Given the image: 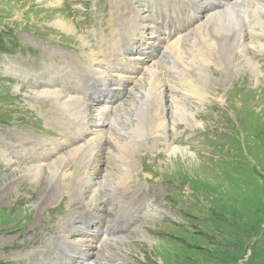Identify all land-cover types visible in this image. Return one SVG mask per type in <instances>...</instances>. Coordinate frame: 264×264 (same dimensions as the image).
<instances>
[{
    "label": "rangeland",
    "instance_id": "1",
    "mask_svg": "<svg viewBox=\"0 0 264 264\" xmlns=\"http://www.w3.org/2000/svg\"><path fill=\"white\" fill-rule=\"evenodd\" d=\"M122 1H128L129 6L132 2L106 0L109 6L113 2L109 13L115 14V5L119 7L124 3ZM143 1L133 0L134 8L140 12V17L133 21L138 22V27L142 26L141 15L150 12L152 7L157 11L153 2ZM91 3L92 0H0V51L5 50L3 55L0 54V161L4 163H0V264H37L33 261L38 264H81L90 260H99L97 264H264V47L253 49L250 55L262 73L258 81L248 72L247 65L226 73L209 63L204 67V73L199 72L197 68L208 58L209 50L210 54L214 53L207 42H199L192 55L186 56V65L197 66L190 74L193 78L189 77L184 83L195 94L194 100L187 99L182 106L186 105V110L195 115V129L191 128L192 123L179 122L173 123L174 128L170 129L168 121L172 124L177 96L174 91L167 90L162 99L153 90L140 95L143 100L137 104L141 113L138 119L133 120L134 113H130L132 117L124 126L117 125V130L123 126L121 135L111 132L112 138L120 143L119 149L123 148L119 151L108 144L112 150L107 147L108 152L105 151L107 156L112 151L124 155L128 162L123 172L129 173L130 177L129 185L123 191L125 195L117 196L111 205H89L91 195L82 191L76 175L70 187H64L67 190L58 187L55 180L46 182L44 175L31 171V175L21 172L19 177L23 178H14L15 169H45L46 166H38L41 163L36 160L29 164L7 165L9 146L20 150L17 156L20 162L21 158L27 157V151L35 141L58 140L61 135L57 132L66 130L63 122H55L53 118L55 111L50 107L53 97L35 95L55 89L57 80L56 83L51 80L52 88H34L28 83L34 80L29 69L39 73L55 66L54 71H59L63 68L60 62L65 61L77 70L78 64L70 59L77 60L78 52L93 47L92 40L86 37L89 24L85 23ZM256 12L257 17L264 15L261 11ZM110 19L116 20V16L110 17L107 12L104 23ZM259 19L261 21L262 17ZM63 20L75 28L76 35L60 31L55 23ZM116 27L115 21L114 29ZM255 30L261 32V22ZM96 40L97 45L105 41L100 36ZM141 41L144 46H152L146 53L149 57L162 44H153L146 35ZM261 45L264 46V41ZM132 49L128 47L125 54L130 55ZM32 50L43 58V62L47 60L44 66L43 62H39L40 66L30 57ZM80 57V64L84 62L83 57L88 59L86 54ZM147 59L145 55H137L135 69L130 63L124 74L142 78L139 67ZM239 61L245 65L242 57ZM8 66L19 69L16 77L9 73ZM116 66L121 67L120 64ZM104 68L101 66V71L104 72ZM206 82H217L216 87H208ZM15 85L21 88L16 94L8 87ZM125 86L119 89L109 85L111 92L102 97L99 92L95 95L97 103H91V106H102L106 102L114 107L131 106L132 95L127 93ZM179 95L183 97V94ZM189 112L181 116L191 119ZM87 120L93 122L96 118L90 113ZM130 122L137 126L132 127L133 131L127 137L124 133H128ZM156 126L159 127L153 134L151 131ZM173 148L185 149L192 156L171 162L169 153ZM66 151L59 150L56 157ZM106 163L107 159L99 158L96 170L87 173L85 181L94 183L106 179L108 170L109 173L120 171V163L115 164L116 169ZM66 172L73 174L74 167L67 168ZM124 180L126 184L128 179ZM116 203L126 204L124 213L142 206L134 215V221L118 236L126 239L123 244L117 240L101 246L105 222L114 218L116 210H121L118 206L113 207ZM127 205L136 206L128 208ZM100 219L102 224L99 225ZM67 222L72 228L60 233L58 228L63 223L67 226ZM139 233H144V238ZM88 235H93L94 240L89 242ZM112 235L107 237L116 240V235ZM113 243L118 245H114V249ZM100 246L104 251L98 250ZM44 251L41 259L40 253ZM103 252L107 260L98 258L97 254L104 255ZM28 259L33 261L28 263Z\"/></svg>",
    "mask_w": 264,
    "mask_h": 264
},
{
    "label": "bare ground",
    "instance_id": "2",
    "mask_svg": "<svg viewBox=\"0 0 264 264\" xmlns=\"http://www.w3.org/2000/svg\"><path fill=\"white\" fill-rule=\"evenodd\" d=\"M148 1L153 2L155 4L157 11H155V9L152 7L150 12H146L145 15H141L140 21L142 22V26L140 27H138L137 25L138 22H133L140 17V12L134 8L132 2L130 6L128 5V1H122L124 3L119 4V7L115 5L117 27L116 29H114V21L110 22L105 27L103 26L100 30L101 34L99 36L102 38V40L105 41H103L101 45H97V40L93 39L91 41L93 46L92 49L86 48L88 49V52L86 49H82V51H84V53L88 56V59L83 57L84 62H81L82 65L79 63L80 69H82V73L79 79L77 81H73L70 80L71 77L67 79L63 77L65 78V81L67 83H72V85L62 86L56 84L55 89L53 90H43L42 94H35L36 97L40 98L47 97L49 99L50 97H53L50 100V107H52L53 111H55V114H53V118L55 122H63V125L66 126V130H59L57 132L59 133V135H61L59 141L50 143H46L44 141H32L31 143L34 142V144L30 147V149L33 150V154L30 156V158H37L35 160H38L39 163H41L38 166H46V168L43 169L39 167H32L33 169H15L13 170L15 173L14 178H23L19 177L21 172H23V174L25 175H31V173L33 172V174L44 175L46 182L50 183L51 181L55 180L58 187L62 186L63 189H65L70 187L71 182L74 178L73 176L76 175L77 180L80 182L82 191L85 194L90 193L91 195V198L88 201L89 205H99L100 207L105 206V204L111 205L112 202L117 198V196L122 197L125 195L123 194V191L124 189H126L127 185H129L130 177L129 173H125V171L123 172V168L127 167L128 162L125 159L124 155L121 153H113V151H109L110 155L107 156L105 151L108 152V149L110 148L108 147V144H111L112 146H115V148L119 149L120 143H117L115 141L116 139L114 138V140L112 138V134L116 133L117 136L121 135L120 128L125 125L126 121H129V118L131 119L132 116L130 117V113H134L133 120L138 119V116L141 113L138 112L139 110L137 104L141 100H143L142 98H140L141 94L145 95L146 93L153 90L155 94L160 96V98L162 99L164 94H167V90L174 91L177 96L175 98L174 116L173 120H171L172 124H170L168 121L170 129L172 130V128H174L173 123L175 122L192 123L191 128H197V121L194 117L195 115L189 112L188 109L186 110V105L182 106V102L186 101L187 99L194 100L193 96L195 92L192 89L188 88L184 83L186 82V79L192 77L190 74H192V70H196L197 66L194 68L192 66L189 67L184 61L186 56L193 52V48H195L199 42L209 43L210 48H213L214 50L213 54H210L211 50H209V52L207 53L208 58L204 61L203 64L201 63L199 65L200 68H197L199 72H203L204 67L208 66L209 63L212 65V67H216L217 69L221 68V70L223 69L222 72L226 73L231 70L236 71L240 68H245L247 65L248 72L256 81L259 80L262 73L258 69L259 67H257L256 63L252 60L250 55H252L253 49L264 47L263 45H261V43H263L264 41V15L262 14L259 17L256 16V11H261L262 13H264V0ZM197 10L201 13H198ZM206 10H209V13L206 12ZM260 17H262L261 21L259 19ZM197 20H199L198 23ZM260 22L261 32H258L255 30V27L258 26ZM55 25L59 27L61 32H64L67 35H76L75 28L73 26L68 25L66 22H64V20L56 22ZM161 30H164L166 34L162 35ZM183 32H185V36H182ZM149 34H151V36ZM89 35H91V33ZM144 35L149 36L153 41V44L162 43L159 47V50L155 53H152V57H149L148 54H146L147 51L152 48V46L150 47L142 45L141 39ZM259 37H262L261 41ZM86 42L87 41L85 40L84 43L86 44ZM128 47L133 48L131 50L130 55L125 54V50ZM134 54H136V56ZM196 54L198 55V53ZM137 55H145L146 58H148L147 60H145L146 63L139 67L140 71L143 72V77L140 79L132 78L133 76L127 77L130 73H122L123 69L128 68L125 64L126 62L133 64V69H135L134 59H137ZM241 57L242 59H244L245 65L243 66L237 62L240 60ZM80 59L81 57L77 56L78 62L80 61ZM189 60L190 59H188V61ZM117 64H120L121 67L116 66ZM60 65H62L63 67L70 66L67 65L64 61L60 62ZM101 66L105 67L104 72L101 71ZM46 72L47 71L36 73V77H39L40 75L45 74ZM99 72L101 74H98ZM206 78L207 76L205 77V79ZM50 80L56 83L57 77L53 76L52 78H50ZM38 83L43 84V81L40 80ZM108 83H112L119 89H123L126 84L125 87L127 93L129 95H132L133 102L131 103V106L129 105L128 107H125L124 105L120 107H114L110 103L106 102L105 105L92 107L91 103H97V97H95V95L99 94V92L102 93L99 88H103V90L104 88L108 89L106 87ZM206 83L208 87L212 86L214 88V86L216 87L217 82ZM154 84L155 87L152 88ZM8 87L11 88L12 91H15V94L16 92L19 93L21 89L19 85ZM91 90H93L94 92L93 95L89 94ZM178 90H182V93H178ZM179 94H183V97ZM147 105L145 104V106ZM188 112L191 119H188V116L187 118H183L184 115H188ZM90 113H92L96 118V120L93 122H89L87 120V116ZM181 114H183V116H181ZM17 117L19 118V115H17ZM119 123L123 124V126L119 127V129L117 130V125ZM133 124L134 123H131V125H127L128 127H130L128 133H124V135L126 134L127 137L130 132L133 131L132 127L137 126V124ZM158 127L159 126H156L155 130L151 132L154 134ZM84 140L85 142H83ZM177 141H179V139ZM9 148L10 156L7 155V165H15L17 163V160H11L9 158H15L14 155L17 150H15L13 146H9ZM63 148H66L65 150L67 151L58 155L57 157L53 156ZM28 149L29 148H26V150ZM121 149H119V151ZM51 156L53 157L51 158ZM191 156L192 155L186 153L185 149L180 148H173L169 153L171 162H177L179 158L190 159ZM99 158L107 159L106 164L113 169H116L115 164L120 163L118 165L120 171L114 170L115 172L109 173L110 171L108 170L107 173L103 172L108 174V177L106 179L104 178V180H100L97 182L94 181V183H88V179L86 181L84 179L85 175H87V173H90L93 170H96ZM110 161H114L116 163L111 164ZM44 162H49V164H42ZM72 167H74V173L67 174L66 169H70ZM124 179H128V182L126 184L124 183ZM122 183V189L120 190V186ZM116 193H118L119 195L114 196V194ZM48 195L49 197H51V194ZM125 205L126 204L119 205L118 203H116L113 206H118L119 208H121V210H116V212H114L113 214L114 218L112 220H109V222H105L106 226H104L105 228L104 230H102V233L104 234V240L101 239L102 242L100 240V242L102 243L101 246L109 244L110 242H116L117 240H120V242L123 244V241L126 240L123 236V238L118 236L122 235L123 229L128 227V225L134 221V215L140 209L142 204L141 206L136 207L135 211H128L127 213H124V211H122L123 206ZM135 206L136 205H132L131 207L127 205L128 208H134ZM97 222L99 223V225L102 224L101 219ZM71 228V224L67 222V226H65V224L63 223V225L58 228V231L60 233H63L65 229L70 230ZM112 233L113 235H116V240H110L107 237L109 234ZM34 234H36V232ZM139 234L141 237L144 238V233ZM87 240L89 242L91 240H94L93 235H88ZM83 242L84 241H82V243ZM112 245L114 249V245H117V243H113ZM101 246L99 249L98 247H94V249L104 251V249L102 250ZM46 251L41 252L40 255L42 256ZM102 254L104 255L97 254L98 258L103 257L105 258V260H107L106 254L104 252ZM40 258L43 259L44 256ZM98 261L93 262L90 260L87 263L85 261H82L81 264H97L99 263Z\"/></svg>",
    "mask_w": 264,
    "mask_h": 264
}]
</instances>
